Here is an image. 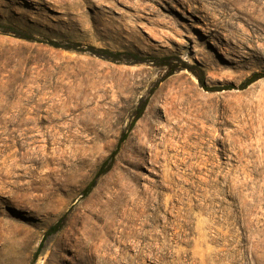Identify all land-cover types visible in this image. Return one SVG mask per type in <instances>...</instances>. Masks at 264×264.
<instances>
[{
	"label": "rangeland",
	"instance_id": "374dc122",
	"mask_svg": "<svg viewBox=\"0 0 264 264\" xmlns=\"http://www.w3.org/2000/svg\"><path fill=\"white\" fill-rule=\"evenodd\" d=\"M255 73L264 0H0V264H264Z\"/></svg>",
	"mask_w": 264,
	"mask_h": 264
},
{
	"label": "trees",
	"instance_id": "16d2710c",
	"mask_svg": "<svg viewBox=\"0 0 264 264\" xmlns=\"http://www.w3.org/2000/svg\"><path fill=\"white\" fill-rule=\"evenodd\" d=\"M6 33H11L14 36H16L17 38L23 39V40H27V41H33V42H39V43H46L54 48L57 49H64V50H68V51H80L81 49V45L79 44H70L67 46L62 45L61 43L58 42H53V41H49V42H44V41H39L36 38H34L31 35H28L26 33H23L21 31H17L16 29H12L9 27H3ZM88 51L90 53H92L93 55H96L98 57H101L103 59L106 60H110V61H114V62H121L124 58H132L133 62L135 64L137 63H142L144 62L143 59H141L140 56H137L135 54L132 53H122V52H112L109 50H100V49H95L90 47L88 49ZM171 59L169 58H165L161 60V66L168 68L169 71L167 73V78L173 76L175 74V72L177 71V69H174L173 66L171 65ZM199 82L201 84V86L206 90V91H211L210 89H208L207 85L205 84L204 80L199 77ZM264 79V73H255L253 74L249 79H247V81L241 86V90H246L248 89L250 86H252L253 84H255L256 82L260 81ZM233 88H229L228 90H232ZM148 103L147 102H143L139 108L137 109L136 112V117L133 121V123L131 124V127L128 130V133H130L135 124L138 122V120H140L142 118V116L144 115V112L147 108ZM128 133L124 134L121 139L119 140L117 149L111 154V156L109 157V159H107V161L103 164V166L101 167V169L99 170V172L97 173L96 177L92 180V182L87 186V188L84 190V196L87 197L91 194V192L94 190V188L96 187L98 180L106 175L108 172H110L114 166V162L116 160L117 154L119 152V149L121 148L122 144L127 140L128 138ZM63 222L64 219L57 223L55 226H53L52 228H50L47 233L45 234L44 240L42 241V243L40 244L36 254L34 255L31 264H36V261L39 257V254L41 253L44 244L46 242V240L57 234L63 226Z\"/></svg>",
	"mask_w": 264,
	"mask_h": 264
},
{
	"label": "bare ground",
	"instance_id": "6f19581e",
	"mask_svg": "<svg viewBox=\"0 0 264 264\" xmlns=\"http://www.w3.org/2000/svg\"><path fill=\"white\" fill-rule=\"evenodd\" d=\"M132 235V234H131ZM130 235V236H131ZM131 238H135V239H137V236L136 235H132L131 236ZM99 251V250H98ZM122 254V253H121ZM99 257V256H98ZM100 259H103V261L101 260V263L102 264H117V263H119V264H122V262L121 261H116L115 259H113V258H111V255L110 254H107V256L106 255H102V256H100ZM84 264H93L92 262H91V260H88V261H86V262H83ZM100 263V262H99Z\"/></svg>",
	"mask_w": 264,
	"mask_h": 264
}]
</instances>
